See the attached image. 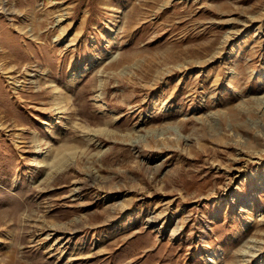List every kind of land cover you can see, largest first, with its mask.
<instances>
[{
  "label": "rangeland",
  "instance_id": "374dc122",
  "mask_svg": "<svg viewBox=\"0 0 264 264\" xmlns=\"http://www.w3.org/2000/svg\"><path fill=\"white\" fill-rule=\"evenodd\" d=\"M262 263L264 0H0V264Z\"/></svg>",
  "mask_w": 264,
  "mask_h": 264
},
{
  "label": "bare ground",
  "instance_id": "6f19581e",
  "mask_svg": "<svg viewBox=\"0 0 264 264\" xmlns=\"http://www.w3.org/2000/svg\"><path fill=\"white\" fill-rule=\"evenodd\" d=\"M62 18H63V16H62ZM59 20H61V19H59ZM18 28L21 30V32H22V29L18 26ZM24 29V28H23ZM29 33V32H28ZM65 33V32H64ZM15 81H16V79H15V77H12ZM19 81V80H18ZM32 82V81H31ZM53 85V84H52ZM55 85V84H54ZM57 89V87H55V90ZM56 95H59L60 94V92H57V93H55ZM54 94V95H55ZM61 102L60 101H57V104H59L58 105V110H62V112L64 111V108H63V105H61L60 104ZM57 106V105H56ZM66 109V108H65ZM35 135V134H34ZM36 139V138H35ZM38 139H36V140H34L33 139V143L35 144V147H37L38 146V141H37ZM39 147V146H38ZM35 149V148H34ZM80 189V187H77L76 186V188L74 189V191H78ZM154 215V214H153ZM50 234H52V233H50ZM50 234H48V235H50ZM53 234H56V232H54ZM72 239V237L71 236H69V235H67L66 233H62V234H60V235H58V237H57V239H56V244H59V247H61V245L63 246L64 245V243H66V242H70V240ZM261 250V249H260ZM251 252V251H250ZM254 252H256V251H254ZM213 254V253H212ZM252 255H253V253H252ZM250 258V257H249ZM263 264V263H262Z\"/></svg>",
  "mask_w": 264,
  "mask_h": 264
}]
</instances>
